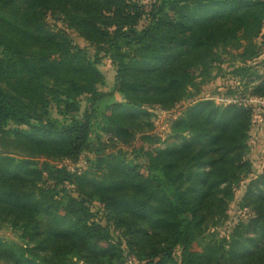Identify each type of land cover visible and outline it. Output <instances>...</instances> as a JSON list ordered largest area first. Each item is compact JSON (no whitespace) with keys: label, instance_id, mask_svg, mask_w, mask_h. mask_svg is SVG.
I'll list each match as a JSON object with an SVG mask.
<instances>
[{"label":"trees","instance_id":"obj_1","mask_svg":"<svg viewBox=\"0 0 264 264\" xmlns=\"http://www.w3.org/2000/svg\"><path fill=\"white\" fill-rule=\"evenodd\" d=\"M263 26L264 0H0V139L24 151L0 150V217L29 243L0 237V259L118 264L128 250L139 264H264V170L243 197L254 215L226 247L200 244L210 215L225 213L251 169L254 107L195 98L173 124L193 134L166 140L149 118L154 105L194 98L197 70L232 48L241 62L234 75L264 97V73L248 64L261 54ZM102 57L115 66L110 91L98 88ZM98 119L131 152L96 149L95 178L49 163L93 151Z\"/></svg>","mask_w":264,"mask_h":264},{"label":"rangeland","instance_id":"obj_2","mask_svg":"<svg viewBox=\"0 0 264 264\" xmlns=\"http://www.w3.org/2000/svg\"><path fill=\"white\" fill-rule=\"evenodd\" d=\"M141 1L149 5L152 0ZM48 22L53 26L56 24L57 27L66 29L75 43L94 50V47L82 36L74 29L63 25V22L54 20L52 17L48 18ZM146 23L147 20L144 19L140 23L139 28ZM262 33H264V26ZM263 40L264 38L257 39L258 42H263ZM238 52V49L232 48L228 53L223 54L222 62L212 63L205 69L199 68L197 70L196 85L189 88L187 93V96H194V98L189 99L187 97L183 102L172 108L164 107L163 105H154L149 109L151 112L149 118L154 123L153 133L159 139L166 140L173 139L176 133H181L186 136H191L193 134V131L190 129L177 130L173 127V124L174 120L181 115L183 109L195 98L210 97L221 105H226L230 102H246L254 107L253 122L249 131V151L247 153V159L251 164V169L249 172L244 173L242 179L236 184L234 197L225 213L210 215L207 230L200 239L202 247L212 242L218 245L222 244L226 247L225 243L230 239L238 223L240 221L247 222L254 215L252 208L245 205L243 197L251 180L264 170V97L250 95L249 91L251 85L245 84L244 81L234 75L233 72L235 68L241 65L240 58L237 55ZM248 64L254 68L255 72L264 73V42L260 56L248 61ZM100 67L106 74V80L104 83L99 84L98 88L103 91H110L115 82V66L109 58L102 57ZM115 98L117 100H122L123 96L120 93H116ZM85 105L86 100L82 98V106L84 107ZM53 112L54 116H57L55 109H53ZM95 124L96 127L91 135L93 151L84 152L77 162H73L68 158H62L48 160L49 163L54 166H66L70 170H78L91 178H95L99 174L96 168V149L107 151L122 148L131 152V148H129L127 144L121 142L118 138L103 129V125H101L102 123L99 119ZM5 148L16 154H22L24 152L22 148L18 149L11 139H0V150L4 151ZM92 206L97 210L101 205L99 202L94 201ZM0 237L7 243L14 244L23 249L28 248L27 246L29 243L23 241L20 237L18 228L13 227L9 219L0 217ZM25 254L39 261H44L45 257L51 255L48 251H38L35 254L25 251ZM74 260H76V258H74ZM0 264L7 263L5 260L0 259ZM77 264L86 263L80 261L77 262ZM118 264H139V261L135 256L130 254L128 250H125Z\"/></svg>","mask_w":264,"mask_h":264}]
</instances>
